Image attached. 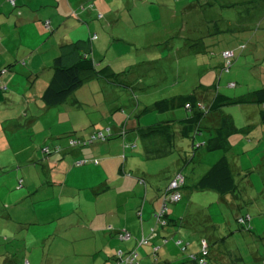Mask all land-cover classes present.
I'll return each mask as SVG.
<instances>
[{
    "label": "rangeland",
    "instance_id": "rangeland-1",
    "mask_svg": "<svg viewBox=\"0 0 264 264\" xmlns=\"http://www.w3.org/2000/svg\"><path fill=\"white\" fill-rule=\"evenodd\" d=\"M65 1L0 0V25L4 26L0 30V65L15 67L18 73L10 78L14 87L0 88V264H111L106 262L108 256L93 251L94 233L101 238L102 233L111 231V224L102 222L87 230L69 227V223L76 226L81 217L95 212L78 202L60 200L59 189L40 188L48 172L43 148L54 150L53 145L68 139H88L97 127L108 133L109 128L134 119L145 127L162 121L175 128L187 117L183 107L165 112L148 108L176 95L199 92L201 87L210 90L202 93L209 92L207 104L217 101L214 114L229 116L239 130L249 131L254 126L250 132L230 138L228 157L237 168L234 171H241L237 181L242 189L235 201L239 207L227 202L230 196L221 202L215 192L183 189L185 179L182 183L179 178L189 177L186 186H192L223 155V151H194L188 138L175 142L168 157L129 159L128 175L144 177L148 189L159 188V193L166 191L171 180L181 182L182 200L169 204L168 214L175 221H183L174 241L182 238L185 244L190 243L188 252L200 250V243L207 240L212 264H264V132L259 128L260 108L250 99L229 103L264 88V0H98L96 6L104 18L91 27V33L100 37L92 49L93 59L103 63L99 69L110 61L112 73H123L101 93L113 105L111 115L107 110L112 107L106 103L102 108L81 107L74 101L75 97L83 99L87 87L66 105L48 107L34 93L32 79L24 78L29 69L27 53L39 54L37 58L49 69L60 55L56 46L62 40L72 43L88 39L90 21L86 19L89 24H85L69 17L74 11L71 3H66L63 17L60 12ZM78 2L72 0L75 9ZM11 14L14 21L7 19ZM17 18L35 19V23L15 28ZM45 20L52 22L51 31ZM225 51L232 54L225 57ZM204 118L211 121L209 116ZM67 141L65 150L70 149ZM120 160L119 169L123 165ZM72 183L85 187L83 182ZM132 193L137 200L138 193ZM141 197L145 202V194ZM87 198L91 197L83 199ZM246 214L252 217L250 231L237 220ZM122 221H115L113 226L128 229L132 236L109 243L110 256L127 254L137 246L141 219L133 222L134 229ZM148 231L152 234L151 229ZM139 251L143 254L144 248ZM144 263L153 264L154 259L145 258Z\"/></svg>",
    "mask_w": 264,
    "mask_h": 264
},
{
    "label": "crops",
    "instance_id": "crops-1",
    "mask_svg": "<svg viewBox=\"0 0 264 264\" xmlns=\"http://www.w3.org/2000/svg\"><path fill=\"white\" fill-rule=\"evenodd\" d=\"M88 1L90 0H79L77 7ZM96 2L98 3V0H96ZM64 3H65L64 10L63 12H60V14L63 15V17H65L68 8L66 3H68V5L70 6L72 4V7L74 8V4L72 3V0H66ZM105 4L106 3L104 2L100 4V6L103 7V5L105 6ZM95 15H96V11L93 10L91 12L88 11V12H83L81 14L78 13V16L69 14V17L76 18L78 19V21L85 24H89V22H87V20H89L92 26H90L89 28L88 39H91V36L93 35L91 33V29H92L91 27H93L95 21H98ZM7 19H9V21H14L13 14H11L9 18L7 17ZM15 21H16L15 28H18L20 26L31 25L35 23V19L34 21L33 20L27 21L24 19L18 20L17 18V20ZM48 21L50 22L49 29L51 31L52 22L50 20H47L46 23ZM11 25L13 28L14 24L12 23ZM3 28L4 26L3 24H1L0 30L2 31ZM96 35L98 36V34ZM0 40L2 41V39ZM80 40H87V39L85 38ZM97 41H100L99 36L96 40L92 41V49ZM65 43H69V41L66 42L62 40L61 43H59L58 46H56L57 49L59 50V47ZM26 53L27 52H25L24 54ZM38 55L34 52L31 54L27 53L26 55H24L28 58L27 65L29 66L27 72L24 73V78L32 79L33 86H35L34 93L36 94L38 93L42 98L45 90L47 89L53 77V67L47 69L48 64L46 65V63H42L41 59L37 58ZM18 62L19 61H17V63ZM96 62H97V66H100L101 62L100 61H96ZM108 63L109 64H107L106 66H109L112 71L113 65L112 63L110 64V61ZM2 66L3 64L0 65V88L8 90L9 87H14L12 81L13 79L10 78H14L15 74L18 75V73L16 72L15 67L7 69L6 66L4 67ZM13 66H15V64ZM121 74L123 73L116 75L114 73L112 74L113 76H116L115 81H117V77L120 76ZM109 82L111 81L107 80L104 77V74H101L100 77L90 79L89 81L86 82L84 86H82L80 89L75 91L65 102L55 107L66 105V103H68V101L71 98H74L76 94L82 91V89H84L85 87H87V90H85L84 94H82L83 99L80 98L78 99L76 97L74 98V101L78 102L79 105H81V107H83L84 105L86 106L91 105L98 108H102V105L105 103L112 107L113 105H110L111 103L108 101L107 97L105 96L103 97L101 95V93L104 92L103 89L104 88L107 89L109 87L108 86ZM94 83L95 85H93ZM101 89L102 91H100ZM67 107L69 108L71 106H67ZM113 110L114 108L112 107L111 109L107 110V113L111 115L113 114ZM25 115H28V113L26 112ZM222 115L223 114L211 113L209 115L211 121H207L204 118L202 119L201 124L207 128L209 126L217 127L219 126ZM162 123L163 122L160 121L158 124H162ZM253 127L254 126H252L251 130L253 129ZM147 128L148 127L141 125L139 119H134L131 121L129 120V122H127L122 126H116L113 127L112 129L109 128L108 133L105 132L103 129H100V127H97L91 131L92 132L91 134H89L91 136L94 133L102 132L106 136L111 135V138H109L105 142L97 141L95 142V144L85 148H70L67 150H65V146H64L67 140L65 141V143H57L56 144L57 146L63 147V152H61V154L42 153L44 154L43 158L46 160L47 163L48 172L46 176L47 180L40 188L42 189L47 188L51 190L59 189L60 200L67 199V201H70L72 203L78 202L80 207L86 205L84 206V208L90 209L91 211L95 212L94 215L87 216L86 217L87 219L83 217H81L82 218L81 220L78 219L79 220L77 223L78 225L76 226L70 225L69 223V227L71 228L78 227L80 229L87 230L88 226L89 228H93L94 224L98 227L101 225L102 222H103L102 225L107 224L109 226L111 224L110 225L111 226L110 228H112L111 231L102 233L101 238L100 236H98L99 234L98 232L94 233L95 245L93 247V251L98 256H103V255L105 257L108 256V259L106 260L107 263L109 261L112 262V260L115 258L114 255L110 256V253H108L109 243H113L114 240L118 239V235H117L118 232L128 230V229L122 230L121 228L117 229L115 226H113L115 221L121 222L123 220L122 222L125 221L126 225L132 226V228L134 229L136 228V226H134L133 222L139 218L141 219V223H140V228L138 229V235L135 238V242H136L135 245H137L136 247L138 248V252L142 259V264H145L144 263L145 258L154 259L153 264H192L189 260V256L198 253L200 250L188 252L190 246L189 243L187 244V251L185 253L174 241L175 239L174 236L177 234L176 232L177 230L180 229L181 223L183 221L182 220L175 221V219H173L174 217H172L170 214L167 213L169 219L168 227L164 228L161 225L158 226L157 223L156 224L153 223L155 222L154 221L155 214L160 210L159 208L162 207L164 202L163 199H165V197L168 194V189L172 183V180L165 191L166 193L165 192L159 193L161 192V189L159 188L156 189L152 187L150 188V190L148 189L146 179L144 177L138 178L130 174L128 175L127 164L129 159L131 158L138 157V158H143L146 161H153L154 159H156L155 157L161 159L168 157L173 153V152L170 153L169 149H167V146H170V144L172 143V139L168 138L167 135L160 133L145 136L144 132ZM259 128L262 129V132H264V124L261 123ZM173 130H175L177 135L175 136V138H173V143L175 144V142H177L176 144H179V142L182 139H184L183 137L179 136V133L182 131L181 126H177ZM89 135H87V138H90ZM135 145H137V147L136 148L133 147L134 149H132V146ZM53 146L56 147L55 145ZM40 158L41 157H39V159ZM85 159L89 161L87 164L77 165L78 161H82ZM120 159H123V165L121 169H119L120 168L119 163L121 161ZM180 161H182L183 164L186 165V161H187L186 159L183 160L180 159ZM31 163L32 161L29 162V164ZM114 165H117V167L115 168V172L116 171L117 172L116 173L114 172L115 174L111 173L112 172L111 168L114 167ZM85 167H90V168L87 169ZM78 168L82 169L81 172H78ZM231 168L233 170L234 179L236 182V187L233 191H229V192L227 191L226 193H219L217 191H212V190H204V191L198 190L197 184L199 180L207 173L209 169L202 175V177L197 179L192 186H186L189 177H185L184 178L185 185L183 189L190 188L196 192H215L220 196L221 202L226 201L224 198L230 196V200L227 199V202L229 203L231 201L232 202L231 206L233 208H237L239 206L235 201L238 200L239 197L236 194L238 193V191L242 189V183L237 181V175H241L240 173L241 171L239 170L240 172L239 171L235 172L234 171L235 167H233L232 165ZM235 169L237 170V168ZM146 176L148 177V175ZM72 182L78 184L83 182L85 183V187L76 186ZM135 191L138 193L137 200L135 196H131V194H133L132 192ZM142 194H145L146 197L145 202L144 200H142L141 197ZM85 196L86 197L90 196L91 198L83 199ZM150 197H152V200L149 201ZM181 200L177 203H169V204L176 205L180 203ZM145 217H147V219H145ZM158 227H160L161 230H158ZM152 228L155 229L157 236L154 237L148 245L139 246L138 245L139 239H141L143 236L149 238L151 234H149L150 231H148V229H152ZM179 232L182 233L181 230ZM169 235H171V237ZM164 237H166L168 241L166 244H164L163 242ZM173 241L175 244L170 246L171 242ZM154 246L159 247L157 257L153 256L152 254L153 253L152 250ZM140 248H144L143 254L140 253L139 251ZM94 258H96V256ZM226 260L227 258H224V261ZM229 263L230 262H227V264Z\"/></svg>",
    "mask_w": 264,
    "mask_h": 264
},
{
    "label": "trees",
    "instance_id": "trees-1",
    "mask_svg": "<svg viewBox=\"0 0 264 264\" xmlns=\"http://www.w3.org/2000/svg\"><path fill=\"white\" fill-rule=\"evenodd\" d=\"M102 1V0H101ZM73 15L81 14L83 12L88 11H96V18L98 20H102L104 15L96 9V1L90 0L78 6L77 9L73 8ZM49 23V24H48ZM47 26L50 25V22L46 23ZM96 37V38H95ZM98 36L94 34L91 36V39L87 40H78L73 43H65L59 47L60 55L54 59L53 65V77L45 90L42 100L48 107H55L61 105L65 102L75 91L80 89L82 86L86 84L90 79L100 77L101 74H104V77L109 79L111 82H115L111 80L113 73L109 66H105L102 69H98L97 62L92 57V41L96 40ZM227 52V51H225ZM224 52V53H225ZM103 72V73H102ZM112 75V76H111ZM210 91L209 89L200 88L199 92H194L190 95H176L171 98H167L161 101H157L154 105L148 110L150 111H158L165 112L170 109H174L175 107H183L187 111V117L181 120V132L179 136L185 139H191V144L194 151L203 150L207 151V153L214 151H223V155L221 158L214 163V165L207 171V173L199 180L197 184L198 190H212L217 191L219 193H226L227 191H233L236 187V182L234 179L233 170L231 168V164L229 161V152L232 151V144L230 142V138L237 134L250 132V130L245 131V129L239 130L231 121L230 117L227 115H222L219 126L213 127L209 126L208 128L201 124L202 119L205 116H209L211 113L215 112L217 101L207 104L208 93L207 95H203L202 93H206ZM246 99H250L253 103L257 104L260 108V120L261 123L264 124V88H261L249 97H241L239 99H231L229 101L230 104H236L245 102ZM174 127L164 122L162 124H156L154 126L148 127L144 135H153L156 133L167 135L168 138L172 139V143L170 146H167L170 153L172 151V147L175 145L173 143V138H175L176 132L173 130ZM190 131V132H189ZM102 133L97 132L90 136L88 139H68V147L69 148H85L95 144L97 141H102L100 139L90 142L91 137L95 134ZM105 136V141L111 138V135ZM205 136V137H204ZM202 137V139H199ZM75 142L76 144H72ZM137 147V145L132 146ZM45 149L47 150L45 152ZM43 151L45 153H61L63 152V147L56 146L53 150L51 147H44ZM86 160V159H85ZM87 163L89 162L86 160ZM79 162V161H78ZM77 162V165H78ZM86 163V164H87ZM186 163H188L186 161ZM169 193L167 194V196ZM165 199H163L164 201ZM164 203V202H163ZM252 218L251 215L246 214L244 216L238 217L239 224L246 228L248 231L252 230L250 226L249 219ZM167 220L169 225V219L167 214ZM168 225L166 227H168ZM165 228V227H164ZM153 229V228H152ZM151 229V230H152ZM122 232V231H120ZM120 232L117 233L118 238ZM180 241V243H179ZM205 251L207 252L206 256H203V241L200 244V251L196 254L189 256V260L192 264H201V259H204L203 264H211L209 262L210 251H209V243L207 240ZM151 242V240L142 244L141 239H139V246H146ZM164 244L168 241L166 237L163 239ZM175 243L181 248L183 252L187 251V244L182 239L175 240ZM157 246L153 247L152 254L157 257L158 249ZM130 252H135L137 254V258H135L134 264H142V259L138 252V248L136 247L134 250ZM128 252V253H130ZM114 259L111 264H118L120 262V258L118 255H114ZM118 260V261H117ZM125 264V263H122Z\"/></svg>",
    "mask_w": 264,
    "mask_h": 264
},
{
    "label": "built area",
    "instance_id": "built-area-1",
    "mask_svg": "<svg viewBox=\"0 0 264 264\" xmlns=\"http://www.w3.org/2000/svg\"><path fill=\"white\" fill-rule=\"evenodd\" d=\"M96 38V37H95ZM232 53L227 51L224 53L225 57H229ZM102 140L104 141L105 140V136L102 134V133H98V134H95L94 136L91 137V140L90 142L92 143L93 141L95 140ZM72 144H76L75 142H73ZM47 150L45 149V152ZM97 162V161H96ZM87 161L86 160H82V161H79L78 162V165H83V164H86ZM181 179V182L183 183V180L184 178ZM179 181H174L171 183L170 185V188H169V195L165 197V200H164V203L162 205V207L160 208V210L155 214V219L157 221V224L158 225H161L162 227H166L168 225V221H167V213H168V205L169 203H177L181 200L182 198V194L180 192V189H181V185H179V183H181ZM157 236V233L155 231V229L153 228L152 229V234L150 235L149 238L143 236L141 238V243L142 244H146L148 243L150 240H152L154 237ZM131 238V234L127 231H122L120 232L119 234V239L121 240H129ZM180 243V241H179ZM203 256H206L207 252L205 251V248H206V242L203 241ZM158 248H156L157 250ZM118 257L120 258V262L118 264H122V263H125V264H134L135 263V258H137V254L135 252H130V253H127V254H119ZM118 261V260H117ZM204 263V259H201V264Z\"/></svg>",
    "mask_w": 264,
    "mask_h": 264
}]
</instances>
